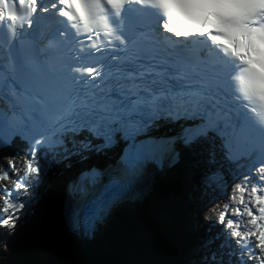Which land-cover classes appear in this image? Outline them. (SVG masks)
Segmentation results:
<instances>
[{
    "label": "snow or ice",
    "instance_id": "6c2138e0",
    "mask_svg": "<svg viewBox=\"0 0 264 264\" xmlns=\"http://www.w3.org/2000/svg\"><path fill=\"white\" fill-rule=\"evenodd\" d=\"M38 13L62 18L59 35L72 41L59 67L67 102L47 130L21 137L25 158L8 159L0 171V180L12 182L0 188V228H15L20 196L39 181L48 150L62 144L54 136L87 132L102 141L95 151L111 148L117 137L127 143L123 175L91 204L97 214L155 150L138 138L158 119L183 113L197 121L183 130L185 145L226 132L221 139L231 156L237 137L258 143L259 162L233 182L217 223L239 249L238 264H264V0H0V35L11 43L46 18ZM133 13L142 18L151 53L127 51L123 26ZM17 135L0 122V146Z\"/></svg>",
    "mask_w": 264,
    "mask_h": 264
},
{
    "label": "rangeland",
    "instance_id": "374dc122",
    "mask_svg": "<svg viewBox=\"0 0 264 264\" xmlns=\"http://www.w3.org/2000/svg\"><path fill=\"white\" fill-rule=\"evenodd\" d=\"M61 242L67 246V249L69 250V252L71 253V257L69 259V261H63L60 262L58 264H92V262H85L84 259H88V258H94L95 259V264H99L98 258H99V252L97 251L96 253L93 251V254L91 256H87L85 255L84 251L79 249L77 247V245L75 244V242L71 241L68 237L67 239L65 238V240L63 238H61ZM104 244V243H103ZM106 244L102 246V248L100 249V254H104L106 248H105Z\"/></svg>",
    "mask_w": 264,
    "mask_h": 264
},
{
    "label": "trees",
    "instance_id": "16d2710c",
    "mask_svg": "<svg viewBox=\"0 0 264 264\" xmlns=\"http://www.w3.org/2000/svg\"><path fill=\"white\" fill-rule=\"evenodd\" d=\"M125 237H126V234H125ZM61 236H60V233L59 232H57L56 233V236H55V242H56V244H58V245H61L62 244V242H61ZM61 243V244H60ZM63 246V245H62ZM57 247V245H54V248H56ZM50 249H53V248H49V250ZM57 253H55V252H49V251H47V253L46 254H49V256L48 257H46V259H48L49 257L52 259V258H54L55 259V257H58V258H65V255H66V251H67V248H62V247H59V248H57ZM117 252H118V250L116 249V246H114V248L112 249V252H108V258L106 259V260H104V263L105 264H118L117 262H118V259L116 258V254H117ZM44 261H46V260H44Z\"/></svg>",
    "mask_w": 264,
    "mask_h": 264
},
{
    "label": "bare ground",
    "instance_id": "6f19581e",
    "mask_svg": "<svg viewBox=\"0 0 264 264\" xmlns=\"http://www.w3.org/2000/svg\"><path fill=\"white\" fill-rule=\"evenodd\" d=\"M1 164V163H0ZM194 166V168H195V165H193ZM202 166V165H201ZM212 180V179H211ZM214 183H216V182H214ZM158 188V189H157ZM159 189H160V187H159V184H158V186L157 185H153V186H151V188H150V192L152 193V192H157V190L159 191ZM210 192H212V190H209ZM212 193H217L216 191H213ZM167 205V204H166ZM54 217V214L53 213H51V216L49 217L50 219L51 218H53ZM48 218V219H49ZM197 219L196 218H194V221H196ZM53 223H49V225H52Z\"/></svg>",
    "mask_w": 264,
    "mask_h": 264
},
{
    "label": "water",
    "instance_id": "95a60500",
    "mask_svg": "<svg viewBox=\"0 0 264 264\" xmlns=\"http://www.w3.org/2000/svg\"><path fill=\"white\" fill-rule=\"evenodd\" d=\"M85 253H86V254H90V253H91V250H90V247H89V246L86 247V249H85Z\"/></svg>",
    "mask_w": 264,
    "mask_h": 264
}]
</instances>
